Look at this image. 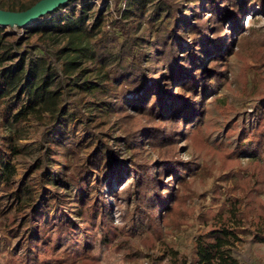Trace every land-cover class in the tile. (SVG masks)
<instances>
[{
    "label": "trees",
    "instance_id": "trees-1",
    "mask_svg": "<svg viewBox=\"0 0 264 264\" xmlns=\"http://www.w3.org/2000/svg\"><path fill=\"white\" fill-rule=\"evenodd\" d=\"M93 1L71 0L28 27L31 37L64 41L54 50L39 46L37 55L9 41L11 34L0 26V108L7 116L17 109L12 116L16 124L33 116L45 125L34 163L38 188L28 176L16 180L18 169L11 158L21 150L12 143L14 138L0 137V226L25 246L20 254L11 252L8 264H42L40 253L50 248L52 238L77 256L95 231L109 244L114 204L103 196V184L106 179L111 184L113 178L119 183L129 173L121 192L112 188L109 195L133 198L134 213L153 228L169 225L179 213L181 186L197 173L192 161L179 157L180 137L197 140L212 83L223 78L228 67L224 61L237 44L251 37L243 35L235 45L238 20L256 4L264 8V0H138L141 16L124 9L104 30L109 5L95 8ZM123 1L115 0L118 12ZM149 5L152 41L146 38L150 26L141 29ZM204 53L212 57L202 68ZM109 59L114 60L111 70ZM85 61L96 68L81 69ZM55 85L58 89H52ZM63 85L77 89L80 106L65 102L66 94L59 90ZM173 87L177 94L167 103ZM199 88L206 95L196 104ZM83 107L92 110L90 117ZM71 123L85 130L84 140L69 128ZM239 141L237 160L245 153L252 155V169H246L251 171L246 179L251 194L259 190L256 183L264 182V118ZM168 175L177 177V183L167 184ZM48 186L54 188L51 197L46 195ZM255 198L252 209L257 204L261 212L254 235L264 244V202ZM5 199H10L8 206L2 204ZM241 200L235 195L219 214L204 216L209 229L197 238L196 264H240L229 248L250 234L243 218L251 212L241 210ZM53 210L60 216L46 220Z\"/></svg>",
    "mask_w": 264,
    "mask_h": 264
},
{
    "label": "rangeland",
    "instance_id": "rangeland-1",
    "mask_svg": "<svg viewBox=\"0 0 264 264\" xmlns=\"http://www.w3.org/2000/svg\"><path fill=\"white\" fill-rule=\"evenodd\" d=\"M37 1L39 0H0V8L16 7L17 11H21L23 7H30ZM104 3L109 5L108 21L104 30H109L108 24L120 18L124 9L135 11L138 17L143 14V11H139L138 0H124L120 12L116 9L115 0L93 1L95 8L101 7ZM77 5L79 7L80 4ZM197 7L202 9L203 5L199 4ZM151 13L152 7L149 5L141 29L151 25L147 23ZM46 16L36 23L41 22ZM238 22L241 28L236 32L235 45L243 35L251 37L242 45L237 44L236 51L224 61L228 67L223 78L212 83V92L208 96L206 105L208 114L203 129L196 133L197 140L192 141L186 136L180 137L177 147L179 157L185 162L192 161L197 173L188 177V182L180 188L183 200L177 207L179 213L173 217L169 225H161L155 229L149 225L146 218L134 213L133 198L115 199L109 195L112 188L121 192L131 173L119 183L113 178L110 184L106 179L103 184V196L114 204L113 227L108 229L107 236L109 244H104L101 232L95 231L91 243L87 242L85 248L81 250V255L77 256L67 249L65 243L55 242L52 238L50 248L40 253L42 264H196L197 238L209 229V225L203 221L204 216L212 215L213 212L219 214L222 207L235 195L242 198L241 210L245 213L251 212L243 218L245 228L250 234L242 235L243 241L229 248V251L240 264H264V244L256 242L254 235L256 216L261 210L256 206L257 204L254 205L255 210L251 206L253 200H256L255 197H259L264 202V182L256 183L259 190L253 189L254 193L249 194L250 191H247L250 185L247 184V180L251 171L246 169H252L250 161L252 155L245 153L237 160V155L234 153L245 132L264 118V8L258 4L250 7ZM36 23L24 27H6L7 32L11 34L9 41L17 42V45L22 47V51H27L31 55L39 53V46L54 50L64 45L60 37L48 41L40 36H29L28 27ZM192 23L193 20L186 26ZM225 26L227 32H231V23L226 21ZM146 38L149 41L154 39L152 30L146 34ZM211 57L212 54H202V62L199 66L203 68L206 64L209 65ZM107 64L108 70H111L114 60L109 59ZM85 68L93 70L96 65L85 61L81 69ZM154 79L157 80V77ZM65 80L68 81L67 78ZM52 89L58 87L55 85ZM59 90L66 94L65 102L72 100L78 103V106L81 105L79 103L81 94L77 89L63 85ZM176 91L177 87H173L172 97L167 99V103L175 98ZM205 95L206 91L199 88V94L194 97V102L198 104ZM83 110L89 117L93 113L87 107H83ZM16 112L17 109H14L11 115L7 116L3 107L0 108V137L14 138L12 143L21 150V153L11 158L18 169L16 180L20 181L28 176L38 183L39 171L34 170V163L40 153V140L45 125L33 116L16 124L12 120ZM69 128L75 131L80 141L84 140L85 130L82 127H76L71 123ZM107 128L108 125L103 127L104 130ZM187 130L188 126L185 128V134ZM256 178L259 180V176ZM166 181L167 184L173 181L177 183V177L168 175ZM39 186L38 183L37 188ZM53 189L49 186L46 188L47 197L52 196ZM9 202L10 199H5L2 204L8 206ZM57 216L60 214L53 210L45 219L52 220ZM7 241L11 242L10 245ZM24 250L25 246L19 243V239L15 238V235L11 236L7 227L0 226V264H8L13 258L11 252L20 254Z\"/></svg>",
    "mask_w": 264,
    "mask_h": 264
},
{
    "label": "water",
    "instance_id": "water-1",
    "mask_svg": "<svg viewBox=\"0 0 264 264\" xmlns=\"http://www.w3.org/2000/svg\"><path fill=\"white\" fill-rule=\"evenodd\" d=\"M69 1L71 0H39L28 9L21 11L0 8V26L15 28L34 24Z\"/></svg>",
    "mask_w": 264,
    "mask_h": 264
}]
</instances>
